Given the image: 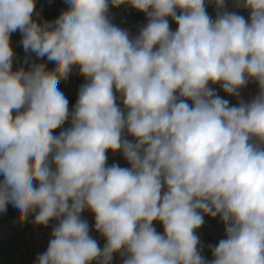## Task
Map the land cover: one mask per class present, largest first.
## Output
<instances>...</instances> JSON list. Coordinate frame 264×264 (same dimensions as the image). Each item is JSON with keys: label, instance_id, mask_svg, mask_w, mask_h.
<instances>
[{"label": "clouds", "instance_id": "1", "mask_svg": "<svg viewBox=\"0 0 264 264\" xmlns=\"http://www.w3.org/2000/svg\"><path fill=\"white\" fill-rule=\"evenodd\" d=\"M64 2L39 22L36 0H0V213L55 221L36 264H264V0H231L247 19L228 0ZM124 4L147 18L135 37L110 19ZM16 31L56 67L13 71ZM73 66L87 82L70 114L60 85ZM109 150L130 167L108 166ZM206 215L225 233L211 260L196 234Z\"/></svg>", "mask_w": 264, "mask_h": 264}, {"label": "crops", "instance_id": "2", "mask_svg": "<svg viewBox=\"0 0 264 264\" xmlns=\"http://www.w3.org/2000/svg\"><path fill=\"white\" fill-rule=\"evenodd\" d=\"M67 8L64 0H36V11L40 13L39 16L34 15V19L39 22L54 21L62 11ZM227 10L237 11L240 15H243L246 19L250 13L243 8L236 9L233 7L231 0H228ZM206 11L209 16L215 19L216 8L214 4H207ZM109 16L113 24L127 29L132 37H135L143 23V13L132 9L130 6L124 4L119 7H110ZM177 27H171V30L175 31ZM22 34L16 31L11 34L10 43L14 50L13 59V71H16L23 67L27 70L31 63L46 64L47 70H53L56 65L54 62H49L47 57L38 58L34 53H25L21 44ZM26 57L28 62L25 63ZM87 81L83 76L79 74V67L73 66L71 73L66 81H62L60 90L66 95L69 101V113L74 110V106L78 99V92L80 87ZM214 88L218 95L224 99L229 100L230 105H237V98L228 96L223 92L219 84L209 85ZM258 92V85L255 82L249 81L248 85L240 92V98L244 101H250ZM118 99L117 103L123 109V103L119 99V93L116 94ZM191 103V101H189ZM60 131L56 130L54 135H58ZM128 139H133L128 137ZM107 155V165L114 164L113 160ZM120 167H130L128 162ZM2 178V177H0ZM19 211L11 204L8 205L6 213H0V264H36V257L46 251L48 242L51 239V230L55 221L50 222L48 227H43L34 224V214H31L27 222H20L18 220ZM82 219L87 220L90 229V236L96 239L100 246L101 241H105L94 227L95 220L94 214L89 210H85L82 213ZM153 226L157 232L163 234V226L161 223L154 221ZM200 241L203 245V255L207 260L212 259V254L209 249V245L218 244L219 240L225 238L224 225L221 223L219 217L211 218L204 216V224L196 231ZM92 264H96L95 261ZM112 264H122V258L117 253L113 256Z\"/></svg>", "mask_w": 264, "mask_h": 264}, {"label": "built area", "instance_id": "3", "mask_svg": "<svg viewBox=\"0 0 264 264\" xmlns=\"http://www.w3.org/2000/svg\"><path fill=\"white\" fill-rule=\"evenodd\" d=\"M178 14H179V12H178ZM168 20H169L170 28H171V27H178V25H176L175 22L172 21L170 17L168 18ZM146 23H147V18H146V16H145V14H143V23H142V26H141V27H143ZM69 127H71V119H70V117H69V120H67V121L64 123V125L62 126V128H61V129H57V130H58V131L66 130V129H68ZM107 154H108V156L113 160L114 164H117V165L121 166V165H123V164L126 163V160L123 158L122 153H120V152H115V153H113L111 150H109V151L107 152ZM105 242H106V241H101V242H100V247H101V248H103Z\"/></svg>", "mask_w": 264, "mask_h": 264}]
</instances>
